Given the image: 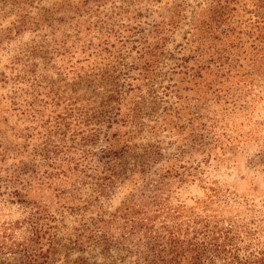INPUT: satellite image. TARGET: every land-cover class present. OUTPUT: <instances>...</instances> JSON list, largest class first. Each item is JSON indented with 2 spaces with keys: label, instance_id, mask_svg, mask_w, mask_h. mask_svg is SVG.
Masks as SVG:
<instances>
[{
  "label": "trees",
  "instance_id": "16d2710c",
  "mask_svg": "<svg viewBox=\"0 0 264 264\" xmlns=\"http://www.w3.org/2000/svg\"><path fill=\"white\" fill-rule=\"evenodd\" d=\"M9 1L0 0V9ZM40 1L11 2L21 11L18 29L47 28L37 44L45 67L54 54L75 62L66 74L71 79L61 84L27 71L33 91L11 97L14 111L32 124L39 120V127L26 129L39 130L30 148L31 135L19 131L26 141L11 149L15 154L0 151V200L21 210L20 218L0 219V264H264V248L243 253L231 219L223 225L225 217L208 213L207 204L204 214L195 213L202 206L180 199L188 184L221 193L206 172L213 148L199 127L171 157L161 141L143 139L156 127L155 86L173 57L170 29L155 18L142 20L153 13L132 10L122 4L127 0H60L31 22L24 10ZM205 3L201 32L225 36V46H208L204 64L190 65L192 56L177 67L199 90L221 99L231 95L228 83L244 68L239 48L251 41L264 53V0ZM242 12L255 27L251 40L238 29ZM40 95L51 112L41 109ZM124 187L128 192L110 210ZM186 211L195 216L183 220ZM67 215L74 216L71 224Z\"/></svg>",
  "mask_w": 264,
  "mask_h": 264
},
{
  "label": "rangeland",
  "instance_id": "374dc122",
  "mask_svg": "<svg viewBox=\"0 0 264 264\" xmlns=\"http://www.w3.org/2000/svg\"><path fill=\"white\" fill-rule=\"evenodd\" d=\"M13 1L10 0L5 9H0V151L4 147L9 149L8 153L12 155L15 151L11 149L26 141L17 137L19 131L31 135L26 141L30 144L28 148L38 143L39 128H32L39 127V120L32 124L21 112L14 111L11 104L12 96L27 95L33 91V80L27 71L35 69L37 73H43L47 78L57 80L61 84L63 77L68 81L71 79V76L66 74L72 71L71 65L75 62V59L70 58L71 55L58 57L54 54L45 67L37 44L47 28L36 30V25L30 23L29 27L34 30L22 27L19 30L21 11L11 7H17L11 4ZM57 1L60 0H42L28 6L24 12L32 22ZM122 4L128 5L132 10L141 6L144 12L148 7L153 14L143 17L142 20L155 18L170 29L167 33L170 38L167 50L172 51L173 57L170 56L167 60L169 65L158 78H163L162 82L155 86L157 111L154 120L157 121L151 124L156 127L152 133L145 132L144 141H161V145L165 147V157H171L185 148L187 133L189 134L191 128L198 126L213 148L214 158L211 159L206 172L215 181L213 186L220 189L221 193L214 196V193L208 190L212 195L209 197L204 188L197 184H188L179 190L180 199L192 207L207 204L208 213L225 217L223 225L230 226L231 219L235 231L239 232L238 245L243 253L248 250H261L264 248V53L253 49L250 46L251 41L245 47H240L238 52L241 54L240 60L244 68L228 83L233 92L228 97L215 99L205 89L199 90L194 82L189 81V76L180 73V68L177 67L182 58L192 56L194 58L189 61L190 65L196 67L198 60H201L198 64H204L209 58L208 51L204 52L208 50V46H225V36H208L201 32L200 21L204 14L202 10L206 6L205 0H127ZM249 17V14L242 12L240 18L244 22L237 24L241 25L238 29L242 31L244 41L251 40L248 36L255 31ZM34 46L37 47L36 50ZM29 64H36L37 67ZM38 98H43L42 102L37 101L41 103V109L47 108L46 113L54 109L49 104L44 106L46 100L43 95ZM187 117H191V121ZM28 125L32 126L30 130L26 129ZM195 154L204 156L200 151ZM127 192L125 187L118 191L117 199L113 200L109 209L116 208L120 202L119 198ZM173 201L176 202L175 199ZM18 207L16 204L3 205L0 200V219L20 218L21 210ZM202 210L203 206L195 213L204 214ZM185 214L189 215L182 218L185 221L190 216H195L194 212L190 211ZM67 219L71 224L74 216L67 215Z\"/></svg>",
  "mask_w": 264,
  "mask_h": 264
}]
</instances>
